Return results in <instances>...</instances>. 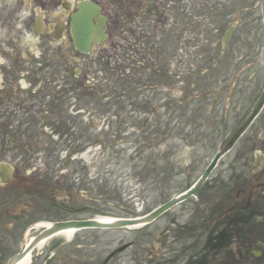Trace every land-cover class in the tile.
I'll list each match as a JSON object with an SVG mask.
<instances>
[{
    "label": "rangeland",
    "instance_id": "1",
    "mask_svg": "<svg viewBox=\"0 0 264 264\" xmlns=\"http://www.w3.org/2000/svg\"><path fill=\"white\" fill-rule=\"evenodd\" d=\"M116 1H103L118 21L106 45L80 54L25 30L21 57L13 64L18 67H7V75H19L0 81V163L54 187L58 218L67 214L63 206H85L105 217L124 216L125 205L145 211L182 188L174 179L169 192L161 186L176 173L183 178L181 156L190 148L182 140L198 127L203 109L197 106L208 105L209 96L200 93L210 89L214 97L225 74L255 71L242 69L247 58H257L256 71L264 73L261 0ZM123 64L126 70L117 68ZM158 69L167 74L160 84L154 71L164 74ZM188 76L199 85L193 99L182 103L189 98L183 91L185 83L190 88ZM125 80L129 87L122 86ZM76 83L97 89L95 98L82 99ZM164 99L166 111L155 109ZM161 125L163 135L168 132L163 141L154 134ZM118 129L124 133L108 136Z\"/></svg>",
    "mask_w": 264,
    "mask_h": 264
},
{
    "label": "flooded vegetation",
    "instance_id": "2",
    "mask_svg": "<svg viewBox=\"0 0 264 264\" xmlns=\"http://www.w3.org/2000/svg\"><path fill=\"white\" fill-rule=\"evenodd\" d=\"M87 1L101 7L94 22L105 17L109 35L113 12L104 0H0V81L19 75H7V67H18L13 64L21 57L25 30L47 45L75 49L72 15ZM247 61L242 69L255 71L225 74V87L212 103L197 106L203 109L197 112L198 127L182 140L190 148L181 156L183 178L176 173L161 186L168 191V185L182 182V188L165 193L144 214L192 189L220 154L209 175L193 195L143 226L71 229L40 243L49 223L98 215L85 206H63L66 216L56 217L54 187L0 165V264H264V102L258 106L264 73L256 71L257 58ZM240 125L246 127L238 135ZM132 206H122L124 217L138 216Z\"/></svg>",
    "mask_w": 264,
    "mask_h": 264
},
{
    "label": "water",
    "instance_id": "3",
    "mask_svg": "<svg viewBox=\"0 0 264 264\" xmlns=\"http://www.w3.org/2000/svg\"><path fill=\"white\" fill-rule=\"evenodd\" d=\"M91 11L90 6H84L82 8L81 12H78L73 17V34L76 41V47L81 52H89L90 51V40L91 35L94 30V25L92 24V15L93 12ZM262 11H263V17H264V0H262ZM231 30L228 32L227 36L230 34ZM177 200H174L171 204L175 203ZM163 208L157 209L155 212H153L151 215L138 220H119L114 223H102V222H87L84 224H78V225H94V226H104V227H114V226H122V225H128V224H135L139 222H147L155 217L158 216V214L161 213ZM67 223H60L57 224L55 227H53L50 230V233H53L59 229L66 228Z\"/></svg>",
    "mask_w": 264,
    "mask_h": 264
},
{
    "label": "trees",
    "instance_id": "4",
    "mask_svg": "<svg viewBox=\"0 0 264 264\" xmlns=\"http://www.w3.org/2000/svg\"><path fill=\"white\" fill-rule=\"evenodd\" d=\"M128 66L123 64L122 66H118L117 68L118 69L123 68L124 70H126V68ZM109 71H110V69L108 68L107 69V72H109ZM111 72L113 73L114 70L111 71ZM157 73H158L157 70L154 71V74H155L156 79L158 80V82H160L161 81V75L160 74H157ZM114 75H116V74H114ZM127 77H128V75H127ZM110 79L112 80L113 79V76H111ZM130 83H131L130 81L125 80V81L122 82V86H124V88L129 87L130 86ZM80 84H84V82L81 81ZM77 87H80L81 88V90H80V92H81L80 93L81 98L82 99H86L88 103L91 102L95 98L96 93H97V89H88L86 86H81L79 84H77ZM108 97H110V99L108 100V103H111V102H113L115 100V98H114V96H113V94L111 92H109ZM157 116H158V122L160 124H162V121H161L162 116L160 114H158ZM163 127H164V125H161V127H159L157 130L154 131V134L155 133H158V135H162L163 132H164ZM158 135H156V136H158ZM146 138H148V137H146Z\"/></svg>",
    "mask_w": 264,
    "mask_h": 264
},
{
    "label": "bare ground",
    "instance_id": "5",
    "mask_svg": "<svg viewBox=\"0 0 264 264\" xmlns=\"http://www.w3.org/2000/svg\"><path fill=\"white\" fill-rule=\"evenodd\" d=\"M105 219H110V218H105ZM72 232H74V231H72V230H63V231L59 232V233L57 234V236H58V235H65V234H71ZM40 247H42V245H41ZM20 264H29V260H24V261L21 262Z\"/></svg>",
    "mask_w": 264,
    "mask_h": 264
}]
</instances>
